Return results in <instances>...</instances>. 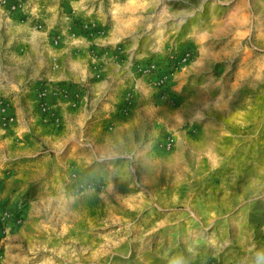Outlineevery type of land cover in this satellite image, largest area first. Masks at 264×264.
Wrapping results in <instances>:
<instances>
[{"label": "rangeland", "instance_id": "rangeland-1", "mask_svg": "<svg viewBox=\"0 0 264 264\" xmlns=\"http://www.w3.org/2000/svg\"><path fill=\"white\" fill-rule=\"evenodd\" d=\"M0 264H264V0H0Z\"/></svg>", "mask_w": 264, "mask_h": 264}, {"label": "crops", "instance_id": "crops-1", "mask_svg": "<svg viewBox=\"0 0 264 264\" xmlns=\"http://www.w3.org/2000/svg\"><path fill=\"white\" fill-rule=\"evenodd\" d=\"M45 77L47 78V80H56V75L53 73V74H50V73H46ZM19 78V77H18ZM59 79H62V77H58ZM19 82V81H18ZM13 83H16V82H13ZM9 86H14L16 87L17 85L16 84H11V82L9 83Z\"/></svg>", "mask_w": 264, "mask_h": 264}]
</instances>
